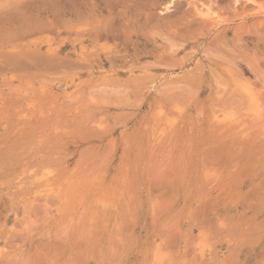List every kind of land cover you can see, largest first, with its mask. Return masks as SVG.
Masks as SVG:
<instances>
[{
  "label": "rangeland",
  "instance_id": "1",
  "mask_svg": "<svg viewBox=\"0 0 264 264\" xmlns=\"http://www.w3.org/2000/svg\"><path fill=\"white\" fill-rule=\"evenodd\" d=\"M0 264H264V0H0Z\"/></svg>",
  "mask_w": 264,
  "mask_h": 264
},
{
  "label": "bare ground",
  "instance_id": "2",
  "mask_svg": "<svg viewBox=\"0 0 264 264\" xmlns=\"http://www.w3.org/2000/svg\"><path fill=\"white\" fill-rule=\"evenodd\" d=\"M249 1H252V2H255L256 0H249ZM203 6V5H202ZM257 8V7H256ZM202 10H204V12H205V14H206V16L209 18V17H211V18H214V16H215V11H213L210 7H207V8H205V7H202L201 8ZM255 9V8H254ZM218 18V17H217Z\"/></svg>",
  "mask_w": 264,
  "mask_h": 264
}]
</instances>
